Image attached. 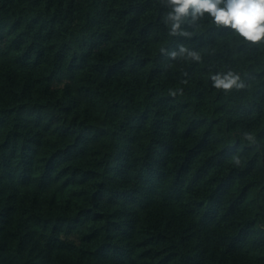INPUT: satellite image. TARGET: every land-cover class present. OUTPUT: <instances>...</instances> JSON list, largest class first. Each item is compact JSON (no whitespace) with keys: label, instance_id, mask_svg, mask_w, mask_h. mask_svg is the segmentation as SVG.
Wrapping results in <instances>:
<instances>
[{"label":"trees","instance_id":"1","mask_svg":"<svg viewBox=\"0 0 264 264\" xmlns=\"http://www.w3.org/2000/svg\"><path fill=\"white\" fill-rule=\"evenodd\" d=\"M164 11L0 0V264H264V44Z\"/></svg>","mask_w":264,"mask_h":264},{"label":"clouds","instance_id":"2","mask_svg":"<svg viewBox=\"0 0 264 264\" xmlns=\"http://www.w3.org/2000/svg\"><path fill=\"white\" fill-rule=\"evenodd\" d=\"M162 4L165 11L161 23L172 37H190L193 33L187 29H195L207 17L218 28L230 30L247 44H264V0H162ZM167 55L171 60H201L197 51L183 45ZM210 80L213 89L225 92L244 87L240 76L232 71L212 74ZM244 139L253 142L247 132Z\"/></svg>","mask_w":264,"mask_h":264}]
</instances>
